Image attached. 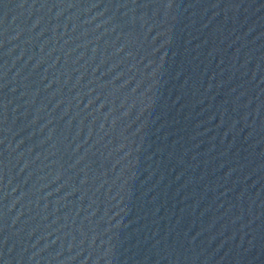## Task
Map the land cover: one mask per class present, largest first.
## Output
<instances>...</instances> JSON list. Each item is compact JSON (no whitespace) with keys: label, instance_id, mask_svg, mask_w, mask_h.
<instances>
[{"label":"water","instance_id":"1","mask_svg":"<svg viewBox=\"0 0 264 264\" xmlns=\"http://www.w3.org/2000/svg\"><path fill=\"white\" fill-rule=\"evenodd\" d=\"M264 119V0H0V264H151Z\"/></svg>","mask_w":264,"mask_h":264}]
</instances>
